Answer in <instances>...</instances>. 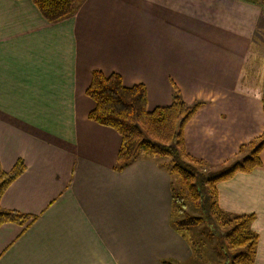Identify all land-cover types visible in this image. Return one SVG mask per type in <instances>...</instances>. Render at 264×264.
<instances>
[{"label":"crops","instance_id":"obj_1","mask_svg":"<svg viewBox=\"0 0 264 264\" xmlns=\"http://www.w3.org/2000/svg\"><path fill=\"white\" fill-rule=\"evenodd\" d=\"M264 14L239 0H81L47 20L32 0H0V166L26 170L1 208L35 215L0 226V264H194L174 224L175 178L141 153L115 169L119 133L89 119L92 72L143 83L148 108L204 101L184 129L187 153L213 168L264 132V79L254 91L253 44ZM261 166L217 183L219 207L255 214L264 264ZM183 184V183H182ZM176 188V187H175ZM200 262V261H199Z\"/></svg>","mask_w":264,"mask_h":264},{"label":"trees","instance_id":"obj_2","mask_svg":"<svg viewBox=\"0 0 264 264\" xmlns=\"http://www.w3.org/2000/svg\"><path fill=\"white\" fill-rule=\"evenodd\" d=\"M32 1L51 22L72 15L81 2V0ZM239 1L259 7L264 14V0ZM172 88L173 99L170 105L149 109L147 89L143 83L126 86L119 73L105 74L95 70L86 91L94 101L89 119L111 127L119 133L121 146L115 166L117 170H122L135 161L141 153L170 158L172 166L170 172L182 180L194 201L199 200L201 203L202 200L205 201L208 207L206 218L213 233L218 237L219 249L225 257L224 264H256L259 235L252 228L255 214L238 215L222 210L218 204L217 183L232 177L238 171L251 172L261 166L264 132L249 143L241 145L238 158L213 168L205 161L187 153L185 148V126L205 102L195 101L188 104L175 83H172ZM262 100L264 103V92ZM25 170L26 164L23 159H19L8 171L0 166V226L6 223L24 226L36 219L35 215L1 208L3 194ZM172 193L177 215L180 216L184 212L183 193L174 187ZM185 215V221L174 223L178 230L179 226L203 220ZM182 232L186 236V231ZM187 239L191 242L188 237ZM192 246L191 244L193 249ZM199 252L198 249L193 250L194 255L202 260Z\"/></svg>","mask_w":264,"mask_h":264},{"label":"rangeland","instance_id":"obj_3","mask_svg":"<svg viewBox=\"0 0 264 264\" xmlns=\"http://www.w3.org/2000/svg\"><path fill=\"white\" fill-rule=\"evenodd\" d=\"M252 49L254 50L253 55L255 57V65L253 64L252 73H250V79L252 81L251 86L254 91L262 92L261 79H264V40L262 38L257 39L255 44H253ZM155 157L158 162L171 170L172 166L170 158L160 156ZM174 182V188L176 187L181 190L184 196V212H182L180 216L175 215L174 221H185V214L197 219H203L198 223L189 222L188 224L178 227L180 231H186V237L191 241L190 243L193 245V250L198 249L200 251L198 255L200 257L202 256L203 259H197L194 264H224L225 257L219 249L218 237L213 233L206 218V210L208 207L206 206L205 201L202 200L204 205H202L199 200L194 201L182 182L179 184L178 178H175ZM204 218H206V220ZM176 262L180 263L179 261Z\"/></svg>","mask_w":264,"mask_h":264}]
</instances>
